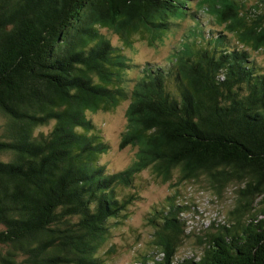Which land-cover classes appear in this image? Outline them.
I'll return each instance as SVG.
<instances>
[{
  "label": "trees",
  "instance_id": "1",
  "mask_svg": "<svg viewBox=\"0 0 264 264\" xmlns=\"http://www.w3.org/2000/svg\"><path fill=\"white\" fill-rule=\"evenodd\" d=\"M260 7L250 20L242 0H0V264H105L137 198L122 192L148 169L162 183L204 178L219 195L244 186L234 222L182 264H264V73L249 52H264ZM204 11L223 34L206 39ZM188 18L194 39L120 86L134 64L102 31L156 45ZM128 100L119 148L138 152L111 172L89 116ZM177 199L151 213V252L133 264H180L190 209Z\"/></svg>",
  "mask_w": 264,
  "mask_h": 264
},
{
  "label": "rangeland",
  "instance_id": "2",
  "mask_svg": "<svg viewBox=\"0 0 264 264\" xmlns=\"http://www.w3.org/2000/svg\"><path fill=\"white\" fill-rule=\"evenodd\" d=\"M242 1H245V11L250 12V20H252L256 17L257 0ZM260 12L264 13V7H260L258 13ZM200 17L204 24L206 39H210L211 35L215 37L218 32L224 33V26H220L216 18L211 17L207 11L202 12ZM193 24L194 21L191 19H185L180 26L166 33L162 42L156 45H150L148 36L141 35H134L130 39V44H127L119 35L104 29L102 33L112 40L116 47L123 48V52L134 64V68L123 73L128 77V81L120 83V86L131 88L132 86L128 83L138 78L141 75V70L149 64L154 67L165 66L173 58L174 51L181 47L183 40L194 39V33H191ZM201 32L203 31L201 30ZM229 35L235 40L234 43H237L236 36ZM236 46L238 47V44ZM199 47H202L201 44ZM249 52L264 73V52L252 50ZM129 105L130 100L124 101L117 108L100 110L89 116L110 144V150L102 156L101 162L106 164L111 172L124 170L136 160L138 152L136 148L131 146L124 150L119 148L127 130ZM5 122V118L0 114V136L4 131ZM54 124L51 122L40 127L37 134L48 135ZM0 158L6 159L7 157L0 155ZM178 180V174H176L171 182L162 183L157 180L152 169H148L136 178L131 190L122 192L123 194H134L137 198L127 212L128 220L123 225L115 226L112 237L101 250L105 264H133L150 253L154 234V229L149 223L151 213L154 212V209H159L162 205L167 204L168 199L173 196L178 197L177 201L187 204L190 209L185 215L189 236L177 254L180 264H182V260L190 256L201 255L203 250L199 244V237L214 234L223 226L229 227L234 222L232 213L238 204V191L244 187L243 185L231 184L219 195L204 178L186 183H178ZM212 225L213 227L210 228ZM112 247L115 250L110 252Z\"/></svg>",
  "mask_w": 264,
  "mask_h": 264
}]
</instances>
